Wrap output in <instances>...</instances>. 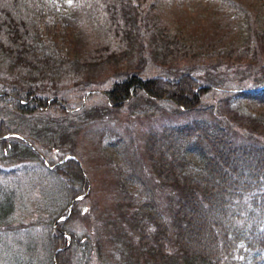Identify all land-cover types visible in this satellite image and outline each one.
I'll return each instance as SVG.
<instances>
[{
    "label": "trees",
    "instance_id": "16d2710c",
    "mask_svg": "<svg viewBox=\"0 0 264 264\" xmlns=\"http://www.w3.org/2000/svg\"><path fill=\"white\" fill-rule=\"evenodd\" d=\"M156 3L0 0V264H264V143L255 137L264 134L238 133L229 119L242 101L264 109V72L233 87L199 66H170L219 60L239 30H254L252 11L221 0L203 26L169 33ZM240 47L246 58L254 50L251 39ZM128 104L130 117L143 107L176 120L145 134L146 159L122 133L106 144L116 157L107 162L118 186L114 257L100 237L67 226L80 202L54 226L88 183L73 159L50 167L60 150L76 156L79 132Z\"/></svg>",
    "mask_w": 264,
    "mask_h": 264
},
{
    "label": "rangeland",
    "instance_id": "374dc122",
    "mask_svg": "<svg viewBox=\"0 0 264 264\" xmlns=\"http://www.w3.org/2000/svg\"><path fill=\"white\" fill-rule=\"evenodd\" d=\"M151 1V0H149ZM234 5H241L252 11V18L255 27L253 31H247L245 28L239 30L232 42L227 46V53L220 56L219 60L215 58L208 61L189 62L183 61L170 66L175 69L184 70V68H192L199 66L203 71H207L214 78H218L222 84L227 86H246L249 81H252L259 74L264 72V36L260 34L264 31V0H229ZM156 10H163L165 20L168 21L169 33H173L174 26L182 23L186 26L200 25L203 26L207 19L217 14L221 5V0H156ZM168 16V19L166 18ZM257 17V18H256ZM251 39L253 52L248 58L239 54L242 51L241 44L244 41ZM135 62L137 56L134 55ZM193 59V58H191ZM114 66H120L117 60H113ZM194 63V64H193ZM210 63V64H208ZM195 65V66H194ZM164 66H161V69ZM118 68V67H117ZM120 68V67H119ZM167 66L165 67V69ZM109 69V68H108ZM164 69V71H165ZM95 72V71H94ZM95 75L96 72H95ZM104 75V76H103ZM107 74H99L96 77V83L101 84L105 81ZM98 76H103L98 77ZM231 81V82H227ZM95 83V84H96ZM97 83V84H98ZM74 85V82L66 83L67 87ZM94 91L104 92L103 85H96ZM230 90H233L230 88ZM239 104V105H238ZM237 104L239 114H232L229 119L231 122H236L235 130L241 134H249L247 129L258 134H264V109L257 104L242 101ZM258 106V107H257ZM128 112H121L118 116L113 114L107 115L105 122H98V126H93L84 131V134L79 132L74 140L75 155L83 162L86 174L88 175L90 190L84 192V198L77 207L76 214L72 215L68 221L67 226L75 231L85 232L90 237L96 236L101 238L103 243L102 250L106 254H112L114 257H119V249L114 247L108 241L110 234L116 232L114 221L117 219V209L113 207L112 198L115 191H117V182L113 177V170L115 167L107 164L109 159H116L115 156L110 158L111 150L106 146L113 145L118 141L113 136L117 133H122L125 136L123 143L125 147L134 146L137 149V159H146L143 153L144 136L151 129H158L163 124L173 123L176 117L170 118L167 115H145V108L141 109V115L129 116V109L132 105L128 104ZM253 118H250V117ZM246 119L244 121L243 119ZM115 118H117L115 120ZM256 119L259 121H256ZM242 120L245 122L243 123ZM254 120V121H253ZM132 124V125H131ZM251 126V128H246ZM94 130V131H92ZM96 131V132H95ZM91 132H94L91 134ZM260 143H264V136H255ZM93 138V139H92ZM99 143L97 146L93 144L92 140ZM122 142V141H121ZM254 146L256 144L253 143ZM43 149H49L46 143H39ZM256 147L255 149H259ZM63 150L57 152L55 162L59 157L64 156ZM151 174V173H150ZM152 176V175H151ZM123 251V249H121Z\"/></svg>",
    "mask_w": 264,
    "mask_h": 264
}]
</instances>
